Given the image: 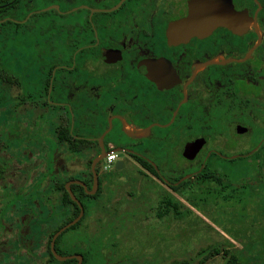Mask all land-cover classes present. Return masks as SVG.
Returning a JSON list of instances; mask_svg holds the SVG:
<instances>
[{"label":"flooded vegetation","instance_id":"af4514ba","mask_svg":"<svg viewBox=\"0 0 264 264\" xmlns=\"http://www.w3.org/2000/svg\"><path fill=\"white\" fill-rule=\"evenodd\" d=\"M217 2L240 17L238 27L185 24ZM0 42L7 115L0 128V239L10 240L0 264H51L48 252L46 259L34 253L43 241L19 253L32 222L11 221L8 209V194L33 182L34 170L53 175L42 181L53 183L56 206L70 208L66 219L74 210L62 204L64 191L71 199L68 187L87 196L90 215L137 217L153 207L166 227L173 199L186 202L174 187L199 185L206 173L264 171V0H0ZM109 154L115 160L108 164ZM132 173L157 192L132 190L116 201L111 190ZM229 182L252 187L250 180ZM72 227L57 237L69 254L57 253V239L54 249L83 264L81 254L70 253L82 251L62 241ZM30 254L34 260L25 259Z\"/></svg>","mask_w":264,"mask_h":264},{"label":"rangeland","instance_id":"374dc122","mask_svg":"<svg viewBox=\"0 0 264 264\" xmlns=\"http://www.w3.org/2000/svg\"><path fill=\"white\" fill-rule=\"evenodd\" d=\"M23 45L24 43L21 44ZM28 45L30 47L29 42ZM22 62L20 59L15 60V67L20 68ZM5 116L6 107L0 105V128L5 127ZM29 148L34 149L32 145H29ZM45 152V158L49 160L52 157L51 151ZM34 161L36 164L41 162L35 158ZM30 173L35 175L33 182L26 180L30 183H26L18 193L8 194V209H11L12 215L10 220L15 221L23 216L32 222L29 225L31 233L28 227L23 228L24 234H30L26 238L23 236L24 249L19 253L25 254L27 247L32 248L43 241L33 250L40 258L46 259L48 229H55L71 210L68 207L56 206L53 183L51 185L50 182H43L47 174L48 178L52 179L50 171L45 172V176L37 170ZM78 174L86 175V172L71 171L72 176ZM226 174L236 186L239 185L240 179L243 182L250 180L252 189L233 186L228 191V200L223 196L207 200L202 198L197 200L198 205L195 207L182 201L184 208L191 209L193 213L178 219L172 216L169 227H166L164 220H158L156 217L157 208L151 207L147 213L142 212L137 217H119L112 220L109 217L102 218V215L96 212L90 215L87 209L89 200H84V220L76 229L65 232L62 241L68 249L89 252L87 264H171L181 260L199 264L204 255L200 254V251L217 247L237 254L245 264H264V176L242 169L228 171ZM254 177L256 179H253ZM133 179L135 175L132 173L126 185L116 186L111 190L116 201L127 198V192L132 190H140L139 195L143 197H151L157 192L154 191L157 187H148L142 181ZM20 226L15 224L17 229ZM113 228L118 229L115 231ZM118 232L121 233L116 234ZM5 237L0 239L1 249L10 241ZM167 238L170 239L169 244L165 242ZM11 244L9 243L8 247L14 251L16 245ZM25 259L35 258L30 254ZM205 264H225V259L220 254L210 258Z\"/></svg>","mask_w":264,"mask_h":264},{"label":"trees","instance_id":"16d2710c","mask_svg":"<svg viewBox=\"0 0 264 264\" xmlns=\"http://www.w3.org/2000/svg\"><path fill=\"white\" fill-rule=\"evenodd\" d=\"M1 43V42H0ZM4 59H2L0 57V68L4 67ZM256 174L258 176H264V171H259L256 172ZM253 179H256L255 177ZM229 178L228 177H224L221 176L220 174H216L213 175V173H206L203 181L201 183H199V185H195L192 187H185L184 189H181L184 184L183 183L181 185H178L177 187H174V189H179L178 193L180 194V196L185 199V201L192 205L193 207L197 206V200L199 199H209V198H214L216 196H223L226 200H228L230 198V192H228L233 186L231 185V182H229ZM79 188L78 186H74L72 189L75 191V189ZM241 188H251L249 186H243ZM61 190L64 191L63 186L61 185ZM75 193V192H74ZM75 196L77 197V199L83 204V200L85 197H87L83 192L79 195L77 193H75ZM62 204H72L74 207V210L72 212V214L65 220V222H63L60 226H58V228H56L55 230L48 232V238H47V249H48V260L51 262V264L53 263H59L56 261V259L53 257V255L51 254L50 250H49V244H50V240L53 236V234L59 229L61 228L63 225L67 224L68 222L72 221L78 214H79V208L78 206L73 203L71 201V199L69 198L68 194L64 191V198L62 199ZM83 207L85 208L84 204ZM193 212L191 211V209L188 208H184V205L181 201L177 200V199H173L172 202V215L174 216L175 219L178 218H182L184 215H190ZM82 221V220H81ZM81 221L79 223H77L74 227H72L73 229L78 227L81 223ZM71 228V229H72ZM227 243L230 244V242L227 240ZM58 244H59V239H57L56 244H55V249L57 251V253L59 255H65V254H69L65 253L64 251H60L58 249ZM70 253H78L81 254L83 256V264H87L88 261V256L86 253L83 252H70ZM200 254H204L202 259L200 260L199 264H205L210 258H213L215 256L218 255H222L223 258L225 259V264H245L242 262V260L240 259V257L231 252L228 249H219L217 248H210L208 250H202L200 251ZM68 263V262H67ZM71 263H75V261H71ZM171 264H190V261L187 260H181V261H174Z\"/></svg>","mask_w":264,"mask_h":264},{"label":"water","instance_id":"95a60500","mask_svg":"<svg viewBox=\"0 0 264 264\" xmlns=\"http://www.w3.org/2000/svg\"><path fill=\"white\" fill-rule=\"evenodd\" d=\"M203 5L207 6L208 3L205 2ZM212 5L216 7L215 10H201V12L200 11L195 12V13H193V16H191V18L186 21L185 24H189L190 22L200 23L203 25L200 27L202 30H208V29H213V28H217V27L232 28L234 26L235 27L239 26L240 17L235 15V13L232 10H230L224 2H217V3L212 4ZM236 22H237V26L235 25ZM195 28H198V27L191 26L188 29L194 30ZM93 176H94V180H93L94 182H93L92 193L90 192L91 194H93L97 188V176H96L95 172H93ZM73 183L85 187V184L82 183L81 181H74ZM66 189H67L68 193L70 194L71 199L77 203V205L79 207V215L74 220H72L70 223H68L64 227H62L60 230H58L53 235L52 240H51V244H50V249H51V252L54 255V257L59 261H65L67 259L76 258L78 260L77 264H81V261H82L81 256L61 257L56 253V251L54 249V244H55V240L57 239V237L66 229L74 226L81 219V217L83 216V212H84L82 205L76 199V197L73 195L71 190L68 187H66Z\"/></svg>","mask_w":264,"mask_h":264},{"label":"built area","instance_id":"2783aa9c","mask_svg":"<svg viewBox=\"0 0 264 264\" xmlns=\"http://www.w3.org/2000/svg\"><path fill=\"white\" fill-rule=\"evenodd\" d=\"M114 155L113 154H109L106 158V162L109 164V163H112L114 161Z\"/></svg>","mask_w":264,"mask_h":264}]
</instances>
